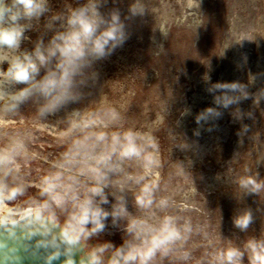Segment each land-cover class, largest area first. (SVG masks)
<instances>
[{"label":"rangeland","instance_id":"1","mask_svg":"<svg viewBox=\"0 0 264 264\" xmlns=\"http://www.w3.org/2000/svg\"><path fill=\"white\" fill-rule=\"evenodd\" d=\"M86 3L48 0L21 51L46 46ZM99 11L119 13L125 38L89 58L75 77L76 101L41 112L37 94L0 110L4 213L41 209L90 231L81 219L99 183L108 203L93 202L110 215L91 236L125 252L163 241L147 264H251L249 243L264 242V0H101ZM131 148L139 154L124 155ZM245 210L253 222L241 231L233 221ZM166 217L179 239L164 240Z\"/></svg>","mask_w":264,"mask_h":264},{"label":"clouds","instance_id":"2","mask_svg":"<svg viewBox=\"0 0 264 264\" xmlns=\"http://www.w3.org/2000/svg\"><path fill=\"white\" fill-rule=\"evenodd\" d=\"M101 0H87L81 7L71 9L66 17V26L63 31L57 32L45 46L43 42L37 43L31 52L21 51V43L27 39L25 32L32 28V21L49 11L48 0H0V110H15L33 95H41L45 103L41 112H53L59 107L75 102L74 95L75 77L80 74L82 68L88 65L89 58L102 59L110 55L112 50L123 43L125 34L124 26L118 12L110 14L106 19L99 11ZM131 12L135 15L138 10L134 4ZM53 19H61L54 16ZM55 59L54 67H48ZM7 69H4V64ZM45 69L40 76L41 69ZM40 76L39 79L37 77ZM18 85H25L17 88ZM232 90L239 87L233 84ZM245 93L244 99H248ZM233 103L229 100L224 106ZM211 112V109L208 110ZM115 118L118 114L112 111ZM77 125H73L76 127ZM87 127V125H84ZM133 133L125 135L129 144L133 141ZM101 134L99 139H103ZM155 146V145H153ZM138 155L137 149L131 148L124 155ZM256 181L250 180L249 185L255 187ZM90 197L85 201L82 224L90 223L92 228L86 231L89 236L103 231L104 221L110 215L94 204L93 197L99 198L100 204L108 203L104 192V186L97 183L89 189ZM256 192V191H253ZM137 203L143 205L144 201L137 198ZM124 206L121 204L114 208L113 217L123 214ZM253 222L251 211L240 212L234 218V226L241 231H247ZM173 219L165 218L164 240L179 239L181 232L172 227ZM161 240H153L151 247L141 252L131 248L127 252L121 248L116 249L107 261V264H147ZM110 243H104L93 247L88 252V264H105L103 254L111 248ZM249 247L254 253L251 264H264V242L251 241ZM237 250H229V255L235 257ZM242 259V257H241Z\"/></svg>","mask_w":264,"mask_h":264},{"label":"water","instance_id":"3","mask_svg":"<svg viewBox=\"0 0 264 264\" xmlns=\"http://www.w3.org/2000/svg\"><path fill=\"white\" fill-rule=\"evenodd\" d=\"M5 215L12 219L0 221V264H88V252L105 243L90 235L83 245L64 229L72 225L41 209Z\"/></svg>","mask_w":264,"mask_h":264},{"label":"trees","instance_id":"4","mask_svg":"<svg viewBox=\"0 0 264 264\" xmlns=\"http://www.w3.org/2000/svg\"><path fill=\"white\" fill-rule=\"evenodd\" d=\"M53 220V219H52ZM69 234H71L73 236V238L77 241H80L81 243H83V245H86V240L87 238H90L91 236H86L85 232L82 231L79 227H72L70 226V228H64ZM92 238V237H91Z\"/></svg>","mask_w":264,"mask_h":264},{"label":"bare ground","instance_id":"5","mask_svg":"<svg viewBox=\"0 0 264 264\" xmlns=\"http://www.w3.org/2000/svg\"><path fill=\"white\" fill-rule=\"evenodd\" d=\"M7 210L9 212V208L4 203H2L0 200V221L1 223H5L7 221L4 216V212Z\"/></svg>","mask_w":264,"mask_h":264}]
</instances>
